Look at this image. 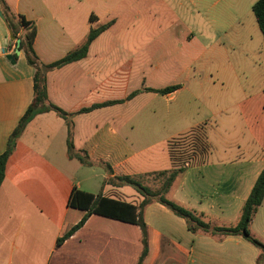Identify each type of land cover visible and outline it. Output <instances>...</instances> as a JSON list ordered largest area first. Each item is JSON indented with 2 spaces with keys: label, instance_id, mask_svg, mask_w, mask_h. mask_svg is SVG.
Masks as SVG:
<instances>
[{
  "label": "crops",
  "instance_id": "0c3cea01",
  "mask_svg": "<svg viewBox=\"0 0 264 264\" xmlns=\"http://www.w3.org/2000/svg\"><path fill=\"white\" fill-rule=\"evenodd\" d=\"M190 1L191 8L180 3L185 10H177L169 25L168 38L179 51L168 50L167 58L188 56L202 44L186 21L189 17L219 34L228 29L229 5ZM5 2L17 18L36 26L34 49L44 64L56 63L81 46L92 28L113 22L93 41L87 58L50 72L47 84L52 104L68 113L114 104L74 118V154L87 156L91 165L69 157L68 125L54 112L38 115L25 128L0 188V264H138L144 248L140 227L94 214L57 247L87 214L68 205L75 188L136 206L144 201L132 187L113 186L109 180L115 176L142 175L152 186L157 173L186 168L167 198L204 215L212 227L237 224L264 170V92L239 104V136L250 147L235 140L223 149L213 148V122L203 128L202 121L192 118L198 123L189 126L188 94L224 104L229 97L216 87L224 90L227 83L216 82L211 73L192 78L189 65L165 64L158 60L165 56L164 48L126 44L137 39L135 24L152 21L159 0ZM8 31L0 18V156L34 101L35 69L23 50L16 53L18 45ZM8 55H16L15 64ZM189 83L191 92L185 89ZM167 87L177 90L146 91ZM229 122L227 117L224 123ZM143 218L149 246L144 264H264L262 251L244 237L193 233L186 219L157 201L144 208ZM250 231L264 243V203Z\"/></svg>",
  "mask_w": 264,
  "mask_h": 264
},
{
  "label": "trees",
  "instance_id": "16d2710c",
  "mask_svg": "<svg viewBox=\"0 0 264 264\" xmlns=\"http://www.w3.org/2000/svg\"><path fill=\"white\" fill-rule=\"evenodd\" d=\"M0 9L6 16V19L8 20L9 25L13 30L14 36L16 37V39L21 41L20 49L25 52V57L28 64L35 69V76L33 79L34 101L33 103H31L27 112L19 122V125L12 133L8 142V149H6L5 153L0 156V188L5 180L8 160L13 151L16 149L18 140L22 137L25 128L29 126V124L35 119V117L46 112H54L66 121L68 125L67 152L69 157L72 159L77 158L83 164H93L87 156L80 157L79 155L74 154L75 148L72 140L74 118L78 114L90 112L95 108L98 109L99 107L113 105L114 102L106 103L101 106L94 105L90 108L83 109L76 114L68 113L52 104V102L50 101L47 80L50 72L61 69L73 62L76 63L87 58L90 46L93 41L99 35H102L107 30H109L113 25V22H110L98 28H92L90 34H88L81 46L71 51L67 56L63 57L56 63L44 64L39 60V58L37 57L38 55L34 49V40L37 32L36 26L26 21L25 18H17L14 14H12L9 10V7L6 5L5 0H0ZM253 12L255 14V20L264 37V0H258L255 3V5L253 6ZM92 20L93 17H91V21ZM14 58H16V55H14ZM175 90H177V87H167L162 90L146 91L159 94H170ZM137 94L138 92L133 93L128 99L133 98ZM200 136L201 134L198 137ZM185 171L186 168H179L168 172H159L156 174V176L158 177L156 183H154L152 186H147L145 184V176L142 175L135 177L115 176L109 180V182L113 186L118 188L124 186L134 188L144 198V201H142L139 206L124 201H118L117 199L107 198L102 194L94 196V194L92 193L81 191L75 188L72 192L71 197L69 198L68 205L71 208L84 211L87 214L77 226H75L64 237L58 240L57 247L62 245L66 239L73 236V234L87 221L88 217L94 214L117 220V222L138 225L140 227V230L142 231V234L144 235V248L138 264H144V259L148 254L149 246L147 240L145 239V222L143 218V210L152 201H157L163 204L166 208L171 210L176 215L186 219L189 225L188 228L193 233L203 231L206 233H210L212 236L219 237H225L228 235L242 236L246 240L254 244L264 254V243L257 239V237L252 235L250 231L253 219L261 205H263L264 203V170L256 181L249 199L243 205L237 224L224 227H212L213 225L211 224V222L206 220L204 215L199 214L195 211H191L187 207L179 205L178 203L167 198V195L169 194L173 184L175 183L177 178H179L180 174Z\"/></svg>",
  "mask_w": 264,
  "mask_h": 264
},
{
  "label": "rangeland",
  "instance_id": "374dc122",
  "mask_svg": "<svg viewBox=\"0 0 264 264\" xmlns=\"http://www.w3.org/2000/svg\"><path fill=\"white\" fill-rule=\"evenodd\" d=\"M218 1H222L223 5H229L230 8L231 15L227 31L219 34L210 26L205 27L198 22L194 24L190 17L187 18V23L191 25L192 31L197 36L196 41L202 43L189 51L188 56L177 53L167 58L169 56L167 51H179L175 47L176 44L168 38V28L170 23L176 20L177 10L183 12L185 7L191 8L190 0H159L160 4L156 7L152 21L135 24L137 39L127 40L126 44L127 46L137 44L146 50L164 48L165 56L159 57L158 60H164L165 64L175 66L178 62L183 66L189 65L192 78L199 73H211L216 82L227 83V88L224 90L219 84L216 87L220 95L225 93L229 97L224 104L210 100L212 98L200 97L195 100L192 95L188 94L189 126L193 122L198 123L194 119L202 121L204 126L201 127L203 128L207 125L205 123L213 122L216 127L210 129L209 132L210 145H213V148L223 149L235 140L243 141L245 146L250 147L246 139L239 136L242 132L239 121L241 120L239 104L241 101L264 92V37L253 12V6L258 0ZM181 2L185 7L179 6ZM172 11L175 13L174 17L171 14ZM190 85L191 83L185 88L187 91H190ZM227 117L230 118V122L226 125L224 122ZM233 126L235 128H232ZM191 133L188 132L186 135ZM83 188L91 190L87 186Z\"/></svg>",
  "mask_w": 264,
  "mask_h": 264
},
{
  "label": "water",
  "instance_id": "95a60500",
  "mask_svg": "<svg viewBox=\"0 0 264 264\" xmlns=\"http://www.w3.org/2000/svg\"><path fill=\"white\" fill-rule=\"evenodd\" d=\"M0 18L3 20V22L6 24V27L8 28V32H9V35H10V39L12 40V41H16V43H17V45H18V49H17V54H19L20 53V43H21V41L20 40H18V39H16V37L14 36V34H13V30H12V28H11V26L9 25V22H8V20L6 19V16L4 15V13L0 10ZM7 60H9L12 64H15L16 62H15V59H14V57L12 56V55H8L7 56Z\"/></svg>",
  "mask_w": 264,
  "mask_h": 264
}]
</instances>
